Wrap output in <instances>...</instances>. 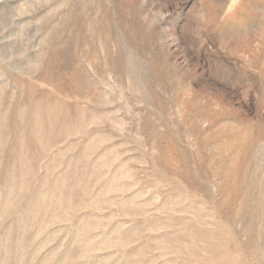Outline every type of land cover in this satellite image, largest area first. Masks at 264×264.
I'll return each instance as SVG.
<instances>
[{
	"label": "rangeland",
	"instance_id": "rangeland-1",
	"mask_svg": "<svg viewBox=\"0 0 264 264\" xmlns=\"http://www.w3.org/2000/svg\"><path fill=\"white\" fill-rule=\"evenodd\" d=\"M0 264H264V0H0Z\"/></svg>",
	"mask_w": 264,
	"mask_h": 264
}]
</instances>
